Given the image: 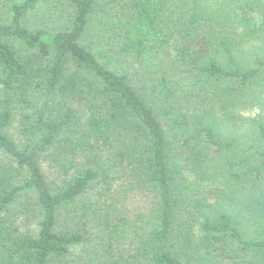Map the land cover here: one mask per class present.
Here are the masks:
<instances>
[{"label": "trees", "instance_id": "1", "mask_svg": "<svg viewBox=\"0 0 264 264\" xmlns=\"http://www.w3.org/2000/svg\"><path fill=\"white\" fill-rule=\"evenodd\" d=\"M71 1L0 23V264H264V0H123L107 48Z\"/></svg>", "mask_w": 264, "mask_h": 264}, {"label": "rangeland", "instance_id": "2", "mask_svg": "<svg viewBox=\"0 0 264 264\" xmlns=\"http://www.w3.org/2000/svg\"><path fill=\"white\" fill-rule=\"evenodd\" d=\"M14 1L0 0V23L11 21ZM121 3H123V0H99V11L92 17L91 25L82 40L84 44L91 43L107 48L110 44L115 43L112 28L118 16L117 14L120 12ZM74 12L75 8L71 0H39L37 9L27 16L26 21L32 27L43 26L55 30L66 29L72 25ZM251 113L246 111L245 115ZM17 124L15 123L10 128L9 133L17 142H20L21 138L17 131ZM96 191V189H92L91 193L87 195V200L95 199L97 197ZM37 207L33 197L23 195L12 205L9 215L19 229L35 233L39 220ZM84 245L74 247L72 255L76 257L84 254Z\"/></svg>", "mask_w": 264, "mask_h": 264}]
</instances>
